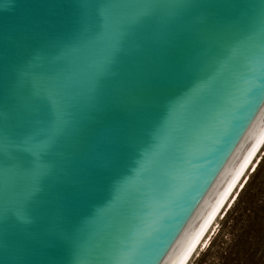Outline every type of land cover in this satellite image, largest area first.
<instances>
[{
	"label": "water",
	"instance_id": "1",
	"mask_svg": "<svg viewBox=\"0 0 264 264\" xmlns=\"http://www.w3.org/2000/svg\"><path fill=\"white\" fill-rule=\"evenodd\" d=\"M139 2L0 0V129L13 140L45 129L52 81L66 86L68 109L39 188L17 161L0 176L2 264H129L121 259L125 246L149 225L158 231L148 264H184L263 141L264 106L236 113L210 149L181 158L172 132L144 176L136 174L172 106L207 71L216 75L213 90L242 96L253 67L260 71L264 44V0L104 7ZM105 17L128 23L118 46L104 37ZM191 112L178 108L173 127ZM162 171L171 196L159 190Z\"/></svg>",
	"mask_w": 264,
	"mask_h": 264
},
{
	"label": "snow or ice",
	"instance_id": "2",
	"mask_svg": "<svg viewBox=\"0 0 264 264\" xmlns=\"http://www.w3.org/2000/svg\"><path fill=\"white\" fill-rule=\"evenodd\" d=\"M140 7L150 11L156 6V0H140L137 5L105 4L104 7ZM128 23L119 18H104V37L109 39L113 46H118L126 34ZM260 31L264 34V16L260 21ZM238 49H233L231 55L237 54ZM262 55L259 59L260 71L257 73L253 67L250 73L248 87L243 90V95L227 92L224 89L213 90L212 85L216 80L213 71H207L192 89L173 105L169 112V120L162 126L161 131L153 141V147L145 152L137 161L136 174L144 176L149 165L161 144L166 142L172 132H175V149L173 153L176 158L180 152L190 151L192 148L200 150L210 149L218 137L223 136L229 130V126L236 119V113H254L258 108L264 106V44L261 46ZM55 88L52 103L54 106L53 116L45 129L33 132L22 140H13L5 136L0 129V176H7L11 172L8 165L14 161L22 166L31 178L33 189L39 188L41 183L47 179L50 172L49 157L54 143L63 135L68 127V109L65 107L66 86L60 81L51 82ZM89 87H92L89 85ZM191 108V116L182 127H173L178 108ZM166 171H162L159 179V190L162 196H171L165 177ZM135 177L123 180L117 187V193L124 191L133 183ZM151 232H146L135 245L125 246L121 259L129 264H148L152 259L150 238L157 228L149 225ZM2 264V261H0Z\"/></svg>",
	"mask_w": 264,
	"mask_h": 264
},
{
	"label": "rangeland",
	"instance_id": "3",
	"mask_svg": "<svg viewBox=\"0 0 264 264\" xmlns=\"http://www.w3.org/2000/svg\"><path fill=\"white\" fill-rule=\"evenodd\" d=\"M244 185L189 264H264V150Z\"/></svg>",
	"mask_w": 264,
	"mask_h": 264
},
{
	"label": "bare ground",
	"instance_id": "4",
	"mask_svg": "<svg viewBox=\"0 0 264 264\" xmlns=\"http://www.w3.org/2000/svg\"><path fill=\"white\" fill-rule=\"evenodd\" d=\"M263 150H264V139L261 142V144L259 145V147L257 148V150L254 153V155L252 156V158L250 159V161L248 162V164L245 167V169L243 170V172L241 173L240 177L238 178V180L236 181V183L232 187L231 191L229 192V194L225 198L224 202L222 203V205L218 209L217 213L215 214V216L213 217V219L209 223L208 227L206 228V230L202 234L201 238L199 239V241L197 242V244L193 248V250H192L193 254H191L192 252L190 253L191 256L190 255L188 256V258H187L188 260L186 259L187 263L185 261L184 264H189L190 261L192 260V258L195 256V254L198 251V249L201 248V247H203L205 245V243L207 242V239H208L211 231L213 230L214 225L217 222L218 217L223 214V212L225 211V209H227V207L229 206V204L232 203V201L235 199L238 191L245 184V178L247 177L249 171L253 167L254 168L256 167V165L258 163V159H259V157H260V155H261V153H262Z\"/></svg>",
	"mask_w": 264,
	"mask_h": 264
},
{
	"label": "trees",
	"instance_id": "5",
	"mask_svg": "<svg viewBox=\"0 0 264 264\" xmlns=\"http://www.w3.org/2000/svg\"><path fill=\"white\" fill-rule=\"evenodd\" d=\"M258 166H259V164H258ZM258 166H257V168H258ZM246 183H248V182H246ZM245 186V185H244Z\"/></svg>",
	"mask_w": 264,
	"mask_h": 264
}]
</instances>
